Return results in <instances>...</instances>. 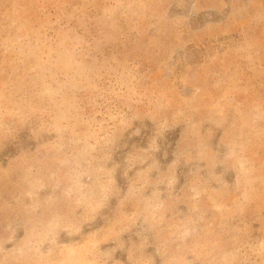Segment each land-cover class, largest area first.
<instances>
[{
  "label": "rangeland",
  "instance_id": "374dc122",
  "mask_svg": "<svg viewBox=\"0 0 264 264\" xmlns=\"http://www.w3.org/2000/svg\"><path fill=\"white\" fill-rule=\"evenodd\" d=\"M0 264H264V0H0Z\"/></svg>",
  "mask_w": 264,
  "mask_h": 264
}]
</instances>
